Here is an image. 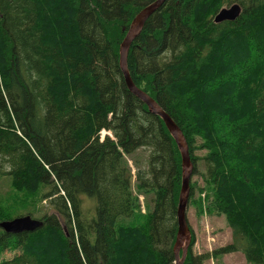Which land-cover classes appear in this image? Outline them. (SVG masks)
<instances>
[{
	"label": "trees",
	"instance_id": "trees-1",
	"mask_svg": "<svg viewBox=\"0 0 264 264\" xmlns=\"http://www.w3.org/2000/svg\"><path fill=\"white\" fill-rule=\"evenodd\" d=\"M154 1L0 0L1 173L31 203H48L36 231L0 228V253L22 250L0 264L175 261L181 154L120 66L131 21ZM233 3L241 16L215 23ZM128 67L181 128L194 165L196 149L206 151L201 191L232 229L230 244L189 247L184 264L233 252L264 264V0H166L132 43ZM141 148L148 167L134 175L124 158ZM151 190L142 223L120 224ZM10 217L0 201V220Z\"/></svg>",
	"mask_w": 264,
	"mask_h": 264
},
{
	"label": "rangeland",
	"instance_id": "rangeland-1",
	"mask_svg": "<svg viewBox=\"0 0 264 264\" xmlns=\"http://www.w3.org/2000/svg\"><path fill=\"white\" fill-rule=\"evenodd\" d=\"M231 5V4H230ZM226 5V6H230ZM105 136L108 134L105 130ZM110 134V133H109ZM150 149L141 148L133 154L127 155L124 161L131 167L133 174L141 169L142 172L148 167V157ZM197 156L196 164L191 178L190 199L187 207V220L194 235V245L191 244L194 254L211 253L222 246L232 242V229L228 225L225 215L214 209L212 205L208 207L205 202V178L206 165L203 157L206 154L204 149L198 148L195 151ZM5 170L0 168V201L1 205L8 210L10 219L31 215L35 219H41L48 208L47 200H39L35 204L23 196V193L15 190L11 186V178L9 175L1 173ZM136 178V177H134ZM136 181V180H135ZM193 192V193H192ZM155 191H144L139 195L140 208L135 213V216L127 218L121 217L119 223L125 226L140 225L143 221V216L151 208L154 207ZM92 201L86 202L85 206H91ZM32 212V213H31ZM8 220L2 219L1 221ZM22 252L21 249H8L0 253V263L4 260H11L16 255ZM204 264H251L245 259L242 252L226 253L215 258L207 259Z\"/></svg>",
	"mask_w": 264,
	"mask_h": 264
},
{
	"label": "water",
	"instance_id": "water-1",
	"mask_svg": "<svg viewBox=\"0 0 264 264\" xmlns=\"http://www.w3.org/2000/svg\"><path fill=\"white\" fill-rule=\"evenodd\" d=\"M166 0H156L142 8L131 21L128 31L120 45V66L128 89L148 106L149 112L159 116L165 123L169 133L175 140L182 158V182L177 206L178 230L173 246L175 261L172 264H184L192 241V231L187 220V207L190 199V183L194 171V163L189 152V145L181 128L158 102L147 92L139 88L133 81L128 67V55L132 43L142 33L147 20L158 11ZM239 3L223 7L214 16L215 23L235 21L242 14ZM43 225L41 220L30 215L19 216L0 222V228L5 233L19 234L36 231Z\"/></svg>",
	"mask_w": 264,
	"mask_h": 264
},
{
	"label": "bare ground",
	"instance_id": "bare-ground-1",
	"mask_svg": "<svg viewBox=\"0 0 264 264\" xmlns=\"http://www.w3.org/2000/svg\"><path fill=\"white\" fill-rule=\"evenodd\" d=\"M144 8V7H143ZM57 28V27H56ZM82 32V31H81ZM157 33V32H156ZM55 36V35H54ZM44 38V37H43ZM135 41V40H134ZM122 43V42H121ZM207 43V42H206ZM137 46V45H136ZM208 46V45H207ZM208 48V47H207ZM209 49V48H208ZM218 67V66H217ZM229 67V66H228ZM132 78V77H131ZM99 79V78H98ZM202 86V85H201ZM203 89V88H202ZM105 94V93H104ZM102 133H105V130H102ZM21 160V159H20ZM25 162V161H24ZM43 165V164H42ZM66 165V164H65ZM83 178V177H82ZM100 191V190H99ZM69 195V194H68ZM73 200V199H72ZM108 245V244H107ZM118 248V247H117ZM46 250V249H45ZM114 250V249H113Z\"/></svg>",
	"mask_w": 264,
	"mask_h": 264
}]
</instances>
